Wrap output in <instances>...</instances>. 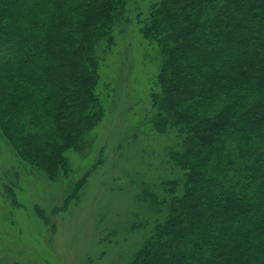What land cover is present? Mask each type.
I'll return each mask as SVG.
<instances>
[{
    "label": "trees",
    "instance_id": "trees-1",
    "mask_svg": "<svg viewBox=\"0 0 264 264\" xmlns=\"http://www.w3.org/2000/svg\"><path fill=\"white\" fill-rule=\"evenodd\" d=\"M122 0H0V130L49 179L102 116L95 48ZM140 33L161 66L155 130L184 172L130 264H264V0H158Z\"/></svg>",
    "mask_w": 264,
    "mask_h": 264
},
{
    "label": "rangeland",
    "instance_id": "rangeland-1",
    "mask_svg": "<svg viewBox=\"0 0 264 264\" xmlns=\"http://www.w3.org/2000/svg\"><path fill=\"white\" fill-rule=\"evenodd\" d=\"M112 45L95 48L102 116L49 179L0 130V264H130L162 224L184 172L175 132L155 130L161 57L140 33L158 0H122Z\"/></svg>",
    "mask_w": 264,
    "mask_h": 264
}]
</instances>
